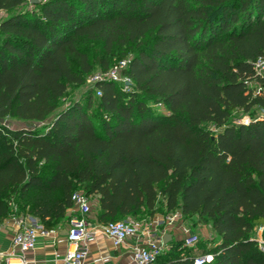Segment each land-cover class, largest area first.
Segmentation results:
<instances>
[{"label":"trees","instance_id":"obj_1","mask_svg":"<svg viewBox=\"0 0 264 264\" xmlns=\"http://www.w3.org/2000/svg\"><path fill=\"white\" fill-rule=\"evenodd\" d=\"M27 1L0 0V9ZM196 1L39 0L0 21V120L43 121L67 84L83 82L91 69L80 38L105 53L134 44L122 73L137 91L99 80L97 100L89 90L47 128L0 123V222L15 197L52 230L70 219L79 189L98 197L101 224L179 209L220 236L198 255L176 241L180 252L152 264H194L203 254L212 255L206 264H264L250 235L262 227L264 240V114L230 121L236 111L264 110V87L246 84L264 85L252 65L264 55V0Z\"/></svg>","mask_w":264,"mask_h":264},{"label":"rangeland","instance_id":"obj_2","mask_svg":"<svg viewBox=\"0 0 264 264\" xmlns=\"http://www.w3.org/2000/svg\"><path fill=\"white\" fill-rule=\"evenodd\" d=\"M39 1V0H38ZM41 1V0H40ZM191 5H198V2L196 0H186ZM34 3H31L30 1H27L22 6L10 10L5 11L0 9V21L6 17L10 12H14L16 10H29L34 7ZM80 50H82L84 53L88 56V62L90 64V71L84 76V80L80 84H67V89L62 97L58 98L55 102V110L46 116V118L43 121H27V120H17L12 117H6L0 120V123L8 128L16 129V128H30V129H36V128H47L51 124V121L55 118L56 113L66 108L67 106L74 104V103H80L85 98L87 92L90 90L93 93L94 100H97L99 95V90L94 89L95 83L93 82V77L95 75H102L108 70L116 65L117 63L129 59L130 56L133 54L134 51V44H128L125 46H119L115 45L110 53H105L102 45L99 41H91L87 39L80 38L77 43ZM101 60L108 62L107 68L104 71V67ZM72 67L75 71L80 72V66L79 62L74 58L71 61ZM122 80L113 81L116 83L118 91L122 94H127L131 92H137L135 88L133 87V84L130 80H127L125 83V79H128L123 73H121V76H119ZM249 88L252 89H260L261 87H264V85H260L258 82L252 81V83L248 84ZM151 105L157 109L158 111L162 113H168V109L165 105H163L161 102L157 100H151ZM157 101V102H155ZM93 109V108H92ZM263 111H257L255 110L252 114L245 113L243 111H236L232 114L230 121L232 123H238L242 121H245L246 119L250 120L252 117L257 115H263ZM98 115V114H97ZM103 114H100L98 116H101ZM96 127L99 130L100 129V123L96 122ZM204 128L208 129L210 132L215 133L219 128L214 125L213 123H206L203 125ZM77 191H80L79 189ZM82 192V191H81ZM97 197V196H96ZM96 197L90 196V200L93 204V210L95 211L97 207L96 204ZM160 201H162V198H160ZM10 207H11V213L7 220L13 221L19 217H28L32 216L29 212V207L26 205L25 199H16L15 197L11 199L10 201ZM162 207H160V210ZM160 218L164 219L166 221L167 216L173 217L172 222H174L175 227L165 226V223L162 222L158 223L155 219V216H150L146 211L140 210L139 213L135 214L134 216H128L126 218H123V220H128L133 223H136L139 228L140 233H150L154 236L160 237L161 235L168 233L172 235V241L170 244H166V248L162 251V256L168 255L170 252L178 253L180 252L179 246L177 247L176 241L181 242L184 240V238L195 235L197 237V241L193 246L188 247L191 250V253L194 255L200 254L203 250L211 249L216 246V244L220 240V236L217 235L212 227H211V221L199 218L196 215H189L184 216L180 213V210H176L172 213H166L160 212ZM177 217H176V216ZM166 216V217H165ZM66 221H64L65 223ZM171 222V223H172ZM2 225H6L2 224ZM166 225L168 223L166 222ZM178 227V230H177ZM263 234L260 233L258 230H253L250 235L252 237H258V235ZM186 252V249L182 250L181 253Z\"/></svg>","mask_w":264,"mask_h":264},{"label":"built area","instance_id":"obj_3","mask_svg":"<svg viewBox=\"0 0 264 264\" xmlns=\"http://www.w3.org/2000/svg\"><path fill=\"white\" fill-rule=\"evenodd\" d=\"M257 75L264 77V55L259 56L252 63ZM127 66V60H123L113 67L108 72L102 75H95L93 82L99 80H122L119 76L123 69ZM129 79H125L126 81ZM247 82V81H246ZM252 83L248 81L246 84ZM127 84V83H126ZM256 90V89H255ZM257 89L256 91H258ZM99 95H101V92ZM264 114V110H262ZM244 124H248L249 120L242 121ZM72 207H75V215H72L67 222V235L66 242L67 248L63 259V264H84L88 243L98 230L101 234L106 236L112 241L115 246H119L125 243L127 240L136 239V243L132 247L133 260L135 264H152L156 261L158 256L162 254L166 244L162 242V236H154L150 233H140L138 225L128 220H118L114 222H108L106 224H97L94 226L91 222V200L90 196H87L81 191H74L71 195ZM176 216V215H175ZM177 217V216H176ZM173 217L167 216L164 223H170ZM17 226L16 233L12 239V250L7 253L0 252V261L3 264H29L30 261L26 255L28 252L35 248L37 238L39 235L48 236L51 233L56 234L60 227L52 230L44 229L40 221L33 216L19 217L14 220ZM97 228V229H96ZM258 231L262 233L263 228H258ZM185 246H193L197 237L195 235L184 238ZM258 248L264 252V240L261 234L256 237ZM212 261L211 254H203L197 256L194 259V264H206Z\"/></svg>","mask_w":264,"mask_h":264},{"label":"crops","instance_id":"obj_4","mask_svg":"<svg viewBox=\"0 0 264 264\" xmlns=\"http://www.w3.org/2000/svg\"><path fill=\"white\" fill-rule=\"evenodd\" d=\"M95 206L98 208V197H96ZM75 210V207L69 209L67 211V217L75 215ZM160 217V214L155 215V219L157 218L156 221L158 223H163L164 219ZM7 218L3 222H0V252L4 254L12 250V239L17 230L14 220L9 221ZM90 218L94 226L101 224L97 218V209L95 211L93 210L92 202ZM171 222L168 223V225L165 223V226L175 227L173 224L174 222ZM5 223L6 225H2ZM57 227L60 228L56 234L51 233L48 236L39 235L35 248L26 255L27 259L30 261L29 264H63L67 242L66 236L60 235V231L63 229L67 230V223ZM95 233L96 234L88 243L84 264H135L132 247L136 243V239L133 238L119 246H115L110 239L101 234L98 230H96ZM0 264H3V262L0 261Z\"/></svg>","mask_w":264,"mask_h":264},{"label":"water","instance_id":"obj_5","mask_svg":"<svg viewBox=\"0 0 264 264\" xmlns=\"http://www.w3.org/2000/svg\"><path fill=\"white\" fill-rule=\"evenodd\" d=\"M30 2L31 3H36V2H38V0H31ZM60 235H65L66 236L67 235V230L66 229L61 230L60 231ZM171 240H172V235L171 234H168V233L163 234L162 242L164 244H168Z\"/></svg>","mask_w":264,"mask_h":264}]
</instances>
